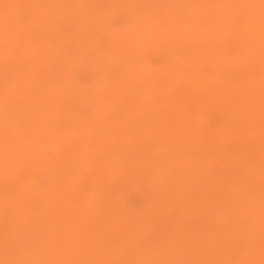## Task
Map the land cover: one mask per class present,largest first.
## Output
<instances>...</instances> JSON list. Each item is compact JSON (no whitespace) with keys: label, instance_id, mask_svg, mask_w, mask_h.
Masks as SVG:
<instances>
[{"label":"clouds","instance_id":"9594fccd","mask_svg":"<svg viewBox=\"0 0 264 264\" xmlns=\"http://www.w3.org/2000/svg\"><path fill=\"white\" fill-rule=\"evenodd\" d=\"M10 2L0 0V226L3 189L14 175L20 221L19 227L15 221L9 226L19 237L18 258L0 264H53L33 259L54 244L39 222L40 210L67 196L70 174L83 167L76 150L91 138L103 136L114 144L106 166L122 183L161 182L159 148L130 156L115 146L111 121L117 101L157 105L165 81L197 96L193 118L202 133L214 132L217 116L228 120V130L255 121L264 168V0H28L31 6L23 11L39 18L45 58L60 78L38 126L21 125L5 85L12 66L29 55L3 21ZM49 21L68 23L53 30ZM160 55L168 63L153 65ZM73 106L84 111L74 112ZM240 206L259 232L251 252L261 259L253 264H264V190Z\"/></svg>","mask_w":264,"mask_h":264},{"label":"rangeland","instance_id":"374dc122","mask_svg":"<svg viewBox=\"0 0 264 264\" xmlns=\"http://www.w3.org/2000/svg\"><path fill=\"white\" fill-rule=\"evenodd\" d=\"M30 6L28 0H11L3 16L5 25L29 50L28 57L21 65H13L11 76L6 74L5 80L14 115L19 117L22 126L29 123L38 126L42 111L48 107L60 83L54 64L45 58L47 45L39 34V18L23 11ZM67 23L49 21L48 28L63 29ZM167 63L168 57L164 55L152 59L153 65ZM77 75L86 81L84 73ZM178 89L165 81L159 85L158 105L134 107L117 101L112 114L115 146L132 157L146 153L150 146L159 148L164 161L161 182L139 186L122 183L106 166L107 154L114 150V144L103 136L91 138L76 150L83 167L70 174L67 196L40 210L39 222L54 244L51 251L33 257L34 260L53 264H253L260 261L251 252L259 232L240 206L252 193L264 190L261 179L264 168L256 150L258 125L247 121L239 128L228 130L227 119L217 116L215 132L202 133L193 118L197 96L183 86ZM73 111L84 109L73 106ZM144 112H149L150 117ZM156 112L157 115L153 114ZM43 186L38 184L37 188ZM3 192L0 260L11 262L18 258L15 248L19 237L13 235L9 226L15 221L19 227L20 221L17 215L19 184L15 175Z\"/></svg>","mask_w":264,"mask_h":264},{"label":"bare ground","instance_id":"6f19581e","mask_svg":"<svg viewBox=\"0 0 264 264\" xmlns=\"http://www.w3.org/2000/svg\"><path fill=\"white\" fill-rule=\"evenodd\" d=\"M176 88H177V87H176ZM179 88H180V87H179ZM177 90H179V89L177 88ZM177 90H175V91H177ZM164 91H165V90H164ZM167 91H168V90H167ZM188 91H189V90H188ZM169 92H170V91H169ZM169 92H168V93H169ZM173 92H174V90H173ZM165 93H166V92H165ZM166 94H167V93H166ZM158 95H159V94H158ZM162 95H163V94H162ZM167 95H168V94H167ZM167 95H166V96H167ZM191 95H192V94H191ZM161 97H163V96H161ZM192 97H193V96H192ZM161 99H162V98H161ZM161 99H160V100H161ZM162 100H164V97H163ZM168 100H169V99H168ZM195 100H196V99L194 98V101H195ZM157 101H158V99H157ZM177 101H178V100H177ZM164 102H165V101H164ZM161 103H162V102H161ZM122 105H123V104H122ZM157 105H158V104H157ZM178 105H179V104H178ZM124 106H125V105H124ZM176 106H177V105H176ZM131 107H132V106H131ZM134 107H135V106H134ZM151 107H152V106H151ZM151 107H150V108H151ZM148 108H149V107H148ZM138 109H139V108H138ZM145 109H146V108H145ZM153 109H154V108H153ZM172 109H173V108H172ZM146 110H147V109H146ZM150 110H151V109H150ZM160 110L162 111V109H159V112H160ZM174 110H175V109H174ZM143 111H144V110H143ZM143 111H142V112H143ZM171 111H172V110H171ZM181 111H182V110H181ZM142 112H141V113H142ZM151 112H152V111H151ZM151 112H150V113H151ZM136 113H137V110H136ZM144 113H145V112H144ZM148 113H149V112H148ZM148 113H147V114L145 113V114H146L147 116L150 117V115H148ZM186 113H187V112H186ZM153 114L157 115L158 112L153 113ZM151 115H152V114H151ZM135 116H136V115H135ZM135 116H134V117H135ZM160 116H161V115H160ZM129 117H130V116H129ZM129 117H128V118H129ZM151 117H152V116H151ZM153 117H154V116H153ZM158 118H159V116H158ZM186 118H187V117H186ZM186 118H184V119H186ZM188 118H189V117H188ZM224 118H225V117H224ZM172 119H173V117H172ZM178 119H179V118H178ZM220 119H221V118H220ZM225 119H226V118H225ZM151 120H152V119H151ZM148 121H150V120H148ZM217 121H218V120H217ZM227 121H228V120H227ZM227 121H226V122H227ZM146 122H147V121H146ZM173 122H175V120H174ZM186 122H187V121H186ZM188 122H189V121H188ZM226 122H225V123H226ZM152 123H153V122H152ZM170 123H172V122H170ZM190 123H191V122H190ZM192 123H193V122H192ZM192 123H191V124H192ZM228 123H229V122H228ZM161 124H162V123H161ZM161 124H159V125H161ZM168 124H169V123H168ZM174 124H175V123H174ZM222 124H223V122H222ZM147 125H148V124H147ZM162 125H163V124H162ZM175 125H176V124H175ZM181 125H182V124H181ZM189 125H190V124H189ZM165 126H167V124H165ZM177 126H178V125H177ZM168 127H169V126H168ZM174 127H175V126H174ZM188 127H189V126H188ZM158 128H159V127H158ZM152 129H153V128H152ZM221 129H222V128H221ZM221 129H220V130H221ZM223 129H224V127H223ZM135 131L137 132V130H135ZM191 131H192V130H191ZM218 131H219V129H218ZM218 131H217V132H218ZM221 131H222V130H221ZM214 132H215V130H214ZM226 132H227V131H226ZM150 134H151V133H150ZM150 134H149V135H150ZM222 134H223V131H222ZM153 135H154V134H153ZM187 135H188V134H187ZM155 136H156V135H155ZM183 136H184V135H183ZM193 136H194V135H193ZM196 136H197V134H196ZM194 137H195V136H194ZM214 137H215V136H214ZM222 137H223V136H222ZM222 137H221V138H222ZM224 137H226V136H224ZM218 138L220 139L219 136H218ZM222 139H223V138H222ZM230 139H231V138H230ZM230 139H229V140H230ZM190 140H191V139H190ZM192 142H193V141H192ZM216 142H217V141H216ZM194 143H195V141H194ZM194 143H192V144H194ZM222 143H223V141H222ZM222 143H221V144H222ZM226 143H228V142H226ZM170 144H171V143H170ZM197 144H198V143H197ZM199 144H200V143H199ZM203 144H204V143H203ZM203 144H202V145H203ZM205 144H206V143H205ZM174 145H175V144H174ZM182 145H183V144H182ZM195 145H196V144H195ZM196 146H197V145H196ZM196 146H195V147H196ZM229 146H230V145H229ZM229 146H228V147H229ZM232 146H233V144H232ZM187 147H188V146H187ZM198 147H199V146H198ZM183 148H184V147H183ZM221 148H222V147H221ZM188 149H190V148H188ZM188 149H186V150H188ZM199 150H200V148H199ZM194 151H195V150H194ZM213 151H214V150H213ZM225 151H226V150H225ZM173 152H175V150H174ZM176 152H177V150H176ZM195 152H196V151H195ZM201 152H202V151H201ZM207 152H208V151H207ZM219 152H221V151L219 150ZM187 153H188V151H187ZM217 153H218V152H217ZM221 154H222V153H221ZM221 154H220V155H221ZM171 155H172V154H171ZM200 155H201V154H200ZM220 155H219L218 157H221ZM180 156H182V154H181ZM224 156H225V155H224ZM239 156H240V155H239ZM166 157H167V156H166ZM177 157H178V156H177ZM177 157H176V158H177ZM201 157H202V156H201ZM209 157H210V156H209ZM215 157H216V155H215ZM176 158H175V159H176ZM193 159H195V158H193ZM242 159H243V158H242ZM181 160H182V158H181ZM199 160H200V159H199ZM174 161H175V160H174ZM188 161H189V160H188ZM177 163H178V161H177ZM177 165H178V164H177ZM201 166H203V165H201ZM189 167H190V166H189ZM199 167H200V166H199ZM174 168H175V167H174ZM187 168H188V167H187ZM187 168H186V169H187ZM170 169H171V168H170ZM182 169H183V168H182ZM169 171H170V170H169ZM169 171H168V172H169ZM189 171H190V170H189ZM199 171H200V169H199ZM201 171H202V170H201ZM166 173H167V172H166ZM191 173H192V172H191ZM207 173H208V172H207ZM180 174H181V176H182V173H180ZM183 174H184V173H183ZM201 174H202V173H201ZM175 175H176V174H175ZM206 175H207V174H206ZM171 176H172V175H171ZM199 176H200V175H199ZM179 177H180V176H179ZM191 177H192V176H191ZM196 177H197V175H196ZM180 179H181V178H180ZM184 179H185V178H184ZM198 179H199V178H198ZM205 180L207 181V179H205ZM177 181H178V179H177ZM211 181H212V178H211ZM206 183H209V180H208V182H206ZM183 185H184V184H183ZM183 185H182V186H183ZM185 185H186V184H185ZM208 185H209V184H208ZM192 186H193V185H192ZM183 187H184V186H183ZM186 187H187V186H186ZM197 187H198V185H197ZM200 187H201V185H200ZM216 187H217V186H216ZM74 188H75V187H74ZM204 188H205V187H204ZM195 189H196V188H195ZM226 193H227V192H226ZM69 200H70V199H69ZM71 203H72V202H71ZM212 204H213V203H212ZM77 226H79V224H78V225L76 224V228H77ZM79 228H80V227H79ZM77 229H78V228H77ZM77 229H76V230H77ZM77 231H78V230H77ZM79 232H80V231H79ZM80 236H81V235H80ZM99 239H100V238H99ZM97 241H98V240H97ZM101 242H102V241H101ZM102 244H103V243H102ZM256 260H257V259H256ZM257 261H258V260H257Z\"/></svg>","mask_w":264,"mask_h":264}]
</instances>
